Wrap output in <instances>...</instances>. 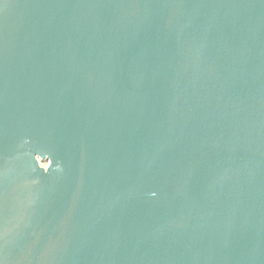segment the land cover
I'll return each instance as SVG.
<instances>
[{
    "label": "water",
    "instance_id": "1",
    "mask_svg": "<svg viewBox=\"0 0 264 264\" xmlns=\"http://www.w3.org/2000/svg\"><path fill=\"white\" fill-rule=\"evenodd\" d=\"M0 264H264V0H0Z\"/></svg>",
    "mask_w": 264,
    "mask_h": 264
},
{
    "label": "rangeland",
    "instance_id": "2",
    "mask_svg": "<svg viewBox=\"0 0 264 264\" xmlns=\"http://www.w3.org/2000/svg\"><path fill=\"white\" fill-rule=\"evenodd\" d=\"M40 165H41V167H43V168L47 166L46 163H40Z\"/></svg>",
    "mask_w": 264,
    "mask_h": 264
}]
</instances>
